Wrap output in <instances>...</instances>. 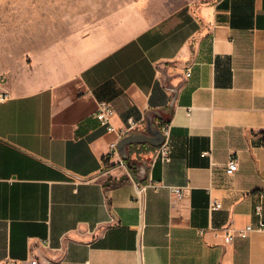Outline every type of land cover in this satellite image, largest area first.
<instances>
[{
	"label": "crops",
	"instance_id": "obj_1",
	"mask_svg": "<svg viewBox=\"0 0 264 264\" xmlns=\"http://www.w3.org/2000/svg\"><path fill=\"white\" fill-rule=\"evenodd\" d=\"M108 9L0 52V264H264V229L225 241L264 223V0ZM130 118L171 124L170 161L150 144L128 147L129 171L110 156Z\"/></svg>",
	"mask_w": 264,
	"mask_h": 264
},
{
	"label": "rangeland",
	"instance_id": "obj_2",
	"mask_svg": "<svg viewBox=\"0 0 264 264\" xmlns=\"http://www.w3.org/2000/svg\"><path fill=\"white\" fill-rule=\"evenodd\" d=\"M133 0H0V52H27Z\"/></svg>",
	"mask_w": 264,
	"mask_h": 264
},
{
	"label": "built area",
	"instance_id": "obj_3",
	"mask_svg": "<svg viewBox=\"0 0 264 264\" xmlns=\"http://www.w3.org/2000/svg\"><path fill=\"white\" fill-rule=\"evenodd\" d=\"M190 76L189 72L187 74ZM9 98V93L4 92L0 94V101L4 102ZM115 114L114 108L110 103L107 102H101L98 106L97 110V119L100 121L102 126L108 127V130H114V127L111 123V120ZM140 123L135 121L133 118H130L127 121V124L124 128L119 130V142L126 136H128L131 133H135L139 129ZM161 132L163 133L165 137L164 144L158 148V151L156 153V158L161 159L162 161L168 162L171 160V146H170V140H171V131L172 126L170 123H164L161 127ZM118 142H115L111 145V152L110 156L119 155V151L117 149ZM121 166H123L126 170H128L127 163L124 160H121L120 162ZM227 170L230 175H234L239 170V160L237 156L232 155L227 163ZM129 171V170H128ZM150 187H153L155 189H158L160 187V184H150ZM171 192L173 195H175L177 198H183L184 197V191L181 187H173L171 188ZM264 198V194L260 195V201L255 204V214L260 216L262 215V201ZM222 207V204L217 200H211L209 205L210 212L216 211ZM264 229V223L261 221L258 226L250 225L247 226L245 229L237 230L235 233L228 232L225 236L226 243H231L235 237H241V238H247L249 234L256 230H263ZM205 230H200L199 234L204 235Z\"/></svg>",
	"mask_w": 264,
	"mask_h": 264
},
{
	"label": "water",
	"instance_id": "obj_4",
	"mask_svg": "<svg viewBox=\"0 0 264 264\" xmlns=\"http://www.w3.org/2000/svg\"><path fill=\"white\" fill-rule=\"evenodd\" d=\"M165 142V137L161 132V129L156 128L153 123L148 120L147 134L145 133H131L124 137L117 146L120 155L123 160L126 161L129 158L128 147L132 145L150 144L155 148L161 147ZM128 166V165H127ZM130 174H132L130 172Z\"/></svg>",
	"mask_w": 264,
	"mask_h": 264
}]
</instances>
